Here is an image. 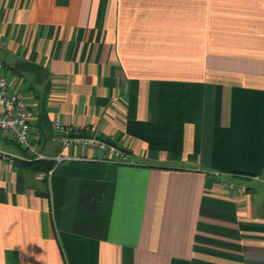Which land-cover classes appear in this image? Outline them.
I'll list each match as a JSON object with an SVG mask.
<instances>
[{
	"label": "crops",
	"instance_id": "obj_1",
	"mask_svg": "<svg viewBox=\"0 0 264 264\" xmlns=\"http://www.w3.org/2000/svg\"><path fill=\"white\" fill-rule=\"evenodd\" d=\"M1 75L70 157L0 131V264H264V0H0Z\"/></svg>",
	"mask_w": 264,
	"mask_h": 264
},
{
	"label": "built area",
	"instance_id": "obj_2",
	"mask_svg": "<svg viewBox=\"0 0 264 264\" xmlns=\"http://www.w3.org/2000/svg\"><path fill=\"white\" fill-rule=\"evenodd\" d=\"M33 110L29 107L26 97L22 92L12 90L8 77L0 76V131L5 134L12 135L16 141L26 150L33 153L37 158L52 159L55 163H59L70 156L63 153H57L49 156L36 149V146L30 139ZM55 129L63 135V147L71 145L94 146L107 153L106 159L132 164L135 161L130 153L115 143L95 136L86 135L73 125H65L59 121L55 122ZM0 156L11 158L0 151ZM52 169L49 171H40L36 174L37 179L44 180L49 177ZM233 188V184H230ZM245 190V187H242Z\"/></svg>",
	"mask_w": 264,
	"mask_h": 264
},
{
	"label": "trees",
	"instance_id": "obj_3",
	"mask_svg": "<svg viewBox=\"0 0 264 264\" xmlns=\"http://www.w3.org/2000/svg\"><path fill=\"white\" fill-rule=\"evenodd\" d=\"M22 68L32 70L33 72L39 74L41 72V68L34 63H24ZM17 163L21 166L29 168L32 172L38 171H49L55 166V161L52 159H41L37 158L34 155L29 159H18Z\"/></svg>",
	"mask_w": 264,
	"mask_h": 264
},
{
	"label": "rangeland",
	"instance_id": "obj_4",
	"mask_svg": "<svg viewBox=\"0 0 264 264\" xmlns=\"http://www.w3.org/2000/svg\"><path fill=\"white\" fill-rule=\"evenodd\" d=\"M55 128V127H54ZM56 130V129H55ZM57 131V130H56ZM30 139H31V135H30ZM31 141H32V139H31ZM49 149H47V151H51V146L50 147H48ZM38 172H40V171H38ZM38 172H36V173H38ZM35 173V174H36Z\"/></svg>",
	"mask_w": 264,
	"mask_h": 264
}]
</instances>
